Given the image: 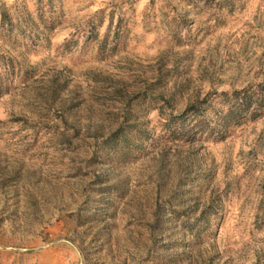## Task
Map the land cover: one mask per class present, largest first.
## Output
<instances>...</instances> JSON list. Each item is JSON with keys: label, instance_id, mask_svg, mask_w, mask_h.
<instances>
[{"label": "rangeland", "instance_id": "1", "mask_svg": "<svg viewBox=\"0 0 264 264\" xmlns=\"http://www.w3.org/2000/svg\"><path fill=\"white\" fill-rule=\"evenodd\" d=\"M264 0H0V264H264Z\"/></svg>", "mask_w": 264, "mask_h": 264}, {"label": "trees", "instance_id": "2", "mask_svg": "<svg viewBox=\"0 0 264 264\" xmlns=\"http://www.w3.org/2000/svg\"><path fill=\"white\" fill-rule=\"evenodd\" d=\"M223 101L227 103V116L237 118L243 116L247 111L260 109L264 104V84L257 87H247L222 93Z\"/></svg>", "mask_w": 264, "mask_h": 264}]
</instances>
